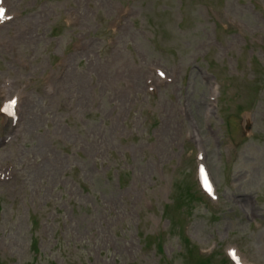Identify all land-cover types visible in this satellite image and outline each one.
Instances as JSON below:
<instances>
[{"label": "rangeland", "instance_id": "obj_1", "mask_svg": "<svg viewBox=\"0 0 264 264\" xmlns=\"http://www.w3.org/2000/svg\"><path fill=\"white\" fill-rule=\"evenodd\" d=\"M245 1L6 0L0 264H230L231 247L264 264V0ZM218 2L219 22L201 8Z\"/></svg>", "mask_w": 264, "mask_h": 264}, {"label": "snow or ice", "instance_id": "obj_2", "mask_svg": "<svg viewBox=\"0 0 264 264\" xmlns=\"http://www.w3.org/2000/svg\"><path fill=\"white\" fill-rule=\"evenodd\" d=\"M4 17V10L2 8H0V19H2ZM16 102L15 101H11L7 107L5 109H0V110H4L7 111L8 109H10Z\"/></svg>", "mask_w": 264, "mask_h": 264}, {"label": "water", "instance_id": "obj_3", "mask_svg": "<svg viewBox=\"0 0 264 264\" xmlns=\"http://www.w3.org/2000/svg\"><path fill=\"white\" fill-rule=\"evenodd\" d=\"M246 125H245V129H246V131H247V133H250V131H251V122H250V120L249 119H246Z\"/></svg>", "mask_w": 264, "mask_h": 264}]
</instances>
